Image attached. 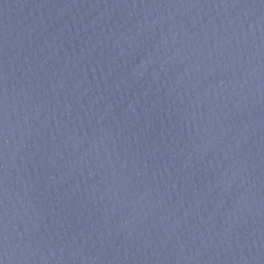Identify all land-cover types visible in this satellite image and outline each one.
<instances>
[{
  "label": "water",
  "instance_id": "95a60500",
  "mask_svg": "<svg viewBox=\"0 0 264 264\" xmlns=\"http://www.w3.org/2000/svg\"><path fill=\"white\" fill-rule=\"evenodd\" d=\"M0 264H264V0H0Z\"/></svg>",
  "mask_w": 264,
  "mask_h": 264
}]
</instances>
